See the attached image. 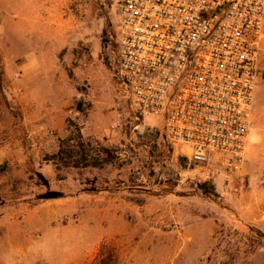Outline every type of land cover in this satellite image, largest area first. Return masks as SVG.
Here are the masks:
<instances>
[{
	"label": "rangeland",
	"instance_id": "374dc122",
	"mask_svg": "<svg viewBox=\"0 0 264 264\" xmlns=\"http://www.w3.org/2000/svg\"><path fill=\"white\" fill-rule=\"evenodd\" d=\"M116 28L114 0H0V264H264V41L242 170L203 181L120 92Z\"/></svg>",
	"mask_w": 264,
	"mask_h": 264
},
{
	"label": "built area",
	"instance_id": "2783aa9c",
	"mask_svg": "<svg viewBox=\"0 0 264 264\" xmlns=\"http://www.w3.org/2000/svg\"><path fill=\"white\" fill-rule=\"evenodd\" d=\"M114 11L116 79L131 111L161 116L167 139L186 148L203 181L240 173L264 0H114Z\"/></svg>",
	"mask_w": 264,
	"mask_h": 264
},
{
	"label": "crops",
	"instance_id": "0c3cea01",
	"mask_svg": "<svg viewBox=\"0 0 264 264\" xmlns=\"http://www.w3.org/2000/svg\"><path fill=\"white\" fill-rule=\"evenodd\" d=\"M34 23L35 22H34L33 17L25 18L26 25H32ZM28 31H31V30L28 29ZM29 35H33L32 32H30ZM24 40L26 42L29 40L28 34L25 35ZM27 45H28V42H27ZM22 57H23V60L21 63V69L25 71V83L23 87L25 98L34 99V101L31 103L42 104L43 97L39 95V90L43 89L44 92L47 90L48 91L47 94H49L48 97H50V94H51V97H53V94H54L53 89H55L57 86L49 82L47 85L40 87V84H41L40 81L43 79V76H41L40 74L43 73L44 71L43 67H41L38 63L34 64V62L32 61V55L29 50L28 51L24 50V55H22ZM36 121L37 122L35 123V125H33L34 127H37L36 131H38V129L42 128L43 126L47 128V125L49 124V122H47V119H44V118L42 121L38 119H36ZM62 124L63 123H61V125H58L57 127L61 129L63 127Z\"/></svg>",
	"mask_w": 264,
	"mask_h": 264
},
{
	"label": "trees",
	"instance_id": "16d2710c",
	"mask_svg": "<svg viewBox=\"0 0 264 264\" xmlns=\"http://www.w3.org/2000/svg\"><path fill=\"white\" fill-rule=\"evenodd\" d=\"M79 137V139H81V137L80 136H78ZM72 139H70V141H71ZM84 161H86V159H84ZM78 163L79 162H75V164H73L74 166H77L78 165Z\"/></svg>",
	"mask_w": 264,
	"mask_h": 264
}]
</instances>
